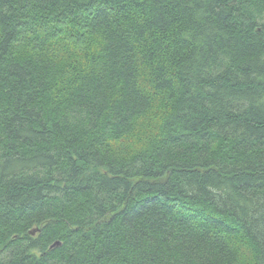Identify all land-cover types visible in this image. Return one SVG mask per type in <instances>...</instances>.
<instances>
[{
    "label": "trees",
    "instance_id": "obj_1",
    "mask_svg": "<svg viewBox=\"0 0 264 264\" xmlns=\"http://www.w3.org/2000/svg\"><path fill=\"white\" fill-rule=\"evenodd\" d=\"M0 264H264V0H0Z\"/></svg>",
    "mask_w": 264,
    "mask_h": 264
},
{
    "label": "water",
    "instance_id": "obj_2",
    "mask_svg": "<svg viewBox=\"0 0 264 264\" xmlns=\"http://www.w3.org/2000/svg\"><path fill=\"white\" fill-rule=\"evenodd\" d=\"M31 234H34V231H32ZM56 245H59V243H56Z\"/></svg>",
    "mask_w": 264,
    "mask_h": 264
}]
</instances>
